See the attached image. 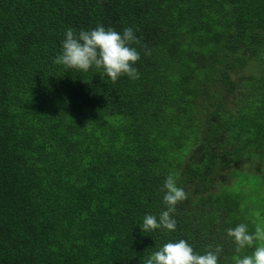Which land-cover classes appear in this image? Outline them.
<instances>
[{
    "label": "trees",
    "instance_id": "trees-1",
    "mask_svg": "<svg viewBox=\"0 0 264 264\" xmlns=\"http://www.w3.org/2000/svg\"><path fill=\"white\" fill-rule=\"evenodd\" d=\"M98 25L133 29L138 79L54 62ZM250 162L264 178V0H0V264H146L181 239L235 264ZM169 174L175 231L143 232Z\"/></svg>",
    "mask_w": 264,
    "mask_h": 264
},
{
    "label": "clouds",
    "instance_id": "clouds-1",
    "mask_svg": "<svg viewBox=\"0 0 264 264\" xmlns=\"http://www.w3.org/2000/svg\"><path fill=\"white\" fill-rule=\"evenodd\" d=\"M139 43L131 27L125 28L121 33L98 25L93 30H81L78 34L69 28L62 43V53L54 62L83 72L95 66L113 83L123 75L135 80L139 76L134 65L140 60V53L131 45ZM145 55H150V51L146 49ZM163 191V202L167 210L162 211L158 218L155 215H146L140 226L141 231H175L176 220L173 214L177 204L187 199V194L183 188L177 186L176 178L172 174L165 179ZM227 236L236 245V251L240 252L246 247H252L255 241L264 240V228L258 225L255 232L250 233L247 225L241 223L229 228ZM222 251V246L217 245L214 250L197 254L191 245L181 239L178 242L165 243L147 259L146 264H218ZM234 260L235 264H264V246L256 247L251 255L236 256Z\"/></svg>",
    "mask_w": 264,
    "mask_h": 264
},
{
    "label": "rangeland",
    "instance_id": "rangeland-1",
    "mask_svg": "<svg viewBox=\"0 0 264 264\" xmlns=\"http://www.w3.org/2000/svg\"><path fill=\"white\" fill-rule=\"evenodd\" d=\"M252 161H257V159H251ZM253 166L249 163H247L243 170L237 168L239 179L237 181H245V178H248L249 183L242 182L239 186L241 189H243L244 194L242 196V199L244 201V208H249L248 213H246L245 221L247 223V227L249 230H253L255 232V228L259 225L262 228H264V178L259 177V174L253 171ZM232 171H235L232 169ZM240 171V173H239ZM254 176V177H253ZM255 180V181H253ZM253 183V184H252ZM260 183L262 185L260 186ZM236 186L238 187V182L236 183ZM244 186H247L244 188ZM260 188V192L258 195L254 194L252 189ZM256 247L258 246H264V240H257L255 241ZM252 249L247 255H251L252 252L255 250V248Z\"/></svg>",
    "mask_w": 264,
    "mask_h": 264
},
{
    "label": "flooded vegetation",
    "instance_id": "flooded-vegetation-1",
    "mask_svg": "<svg viewBox=\"0 0 264 264\" xmlns=\"http://www.w3.org/2000/svg\"><path fill=\"white\" fill-rule=\"evenodd\" d=\"M249 164H252L251 162ZM244 165V164H243ZM256 170H258V167H256Z\"/></svg>",
    "mask_w": 264,
    "mask_h": 264
}]
</instances>
